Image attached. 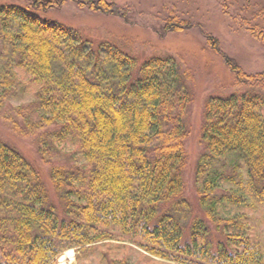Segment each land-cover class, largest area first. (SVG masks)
<instances>
[{"label": "trees", "instance_id": "16d2710c", "mask_svg": "<svg viewBox=\"0 0 264 264\" xmlns=\"http://www.w3.org/2000/svg\"><path fill=\"white\" fill-rule=\"evenodd\" d=\"M67 3L128 19L112 0L0 7V109L27 86L33 99L23 120L27 132L57 128L39 138L40 156L67 146L73 162L49 170L58 213L35 168L0 142V264H57L70 249L77 264H135L121 254L136 248L146 262L264 264L250 219L236 215L264 205V98L245 92L206 102L205 152L195 171L203 214L187 226L189 206L177 200L193 102L184 76L170 57L138 66L114 47L92 50L77 30L42 17ZM191 28L172 16L160 30ZM199 32L237 84H264V73L246 75L215 37Z\"/></svg>", "mask_w": 264, "mask_h": 264}, {"label": "rangeland", "instance_id": "374dc122", "mask_svg": "<svg viewBox=\"0 0 264 264\" xmlns=\"http://www.w3.org/2000/svg\"><path fill=\"white\" fill-rule=\"evenodd\" d=\"M112 1L127 11V20L93 13L72 3L51 10L42 17L77 30L92 50L96 51L101 46L114 47L134 58L138 66L153 57L167 56L175 61L180 74L184 76L185 86L193 94V102L189 106L191 109L186 116L189 128V135L184 141L186 165L182 174V190L177 197V200L186 201L189 206L191 216L188 226L193 217L203 214L197 203L195 171L199 157L205 152L201 130L206 102L241 96L245 92L260 94L264 98V84L254 89L236 83L222 57L206 45L199 30L215 37L221 51L234 59L246 75L264 73V0ZM27 4L28 0H0V7L25 8ZM172 16L191 23L194 28L162 35L160 29L164 21ZM24 81L16 82L21 92L25 89ZM32 101V94L26 86L22 98H12L4 103L0 109V142L16 149L35 168L50 201L61 213L62 203L50 183L49 170L54 166L72 167L73 162L68 154L70 148L63 146L58 151L50 149L45 158L40 156L39 138L46 133L51 134L57 128L27 132L23 120L32 107ZM31 118L34 121L35 117ZM229 212L232 210L229 209ZM236 215L248 216L256 238L264 246V205L255 210L238 211ZM129 246L133 247L131 244ZM67 251H71L72 264H77L78 252L74 249ZM65 252L57 257V264H60ZM141 253L136 248L134 252L121 255L128 256L135 264H168L157 259L146 262Z\"/></svg>", "mask_w": 264, "mask_h": 264}, {"label": "bare ground", "instance_id": "6f19581e", "mask_svg": "<svg viewBox=\"0 0 264 264\" xmlns=\"http://www.w3.org/2000/svg\"><path fill=\"white\" fill-rule=\"evenodd\" d=\"M72 263H73V259H72L71 251L65 252L60 259V264H72Z\"/></svg>", "mask_w": 264, "mask_h": 264}]
</instances>
